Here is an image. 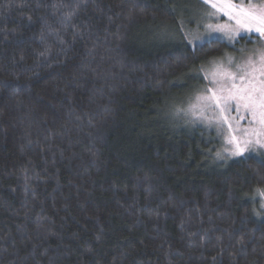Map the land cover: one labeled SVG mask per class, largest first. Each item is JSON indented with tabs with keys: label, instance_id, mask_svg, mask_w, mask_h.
<instances>
[{
	"label": "trees",
	"instance_id": "trees-1",
	"mask_svg": "<svg viewBox=\"0 0 264 264\" xmlns=\"http://www.w3.org/2000/svg\"><path fill=\"white\" fill-rule=\"evenodd\" d=\"M201 5L0 0V264H264V157L172 117Z\"/></svg>",
	"mask_w": 264,
	"mask_h": 264
},
{
	"label": "snow or ice",
	"instance_id": "snow-or-ice-1",
	"mask_svg": "<svg viewBox=\"0 0 264 264\" xmlns=\"http://www.w3.org/2000/svg\"><path fill=\"white\" fill-rule=\"evenodd\" d=\"M209 9L207 15L228 21L224 24H208V34L223 33L229 40L241 30L255 32L264 38V7L255 8L253 0L244 6L234 0H201ZM219 13L220 16L216 14ZM203 37L194 36L189 43L201 41ZM229 64L232 59L229 58ZM208 81L202 94H198L195 103L190 106L193 115L203 118L209 124L213 122L217 130L224 135V141L230 147L224 151L229 156L243 155L251 145L264 148V48L253 50L242 64L235 66V71L217 66L216 70L203 76ZM237 115L233 116L232 113ZM211 113V115H206ZM247 120L248 126H241L240 121ZM217 158L224 159L221 153ZM257 194L264 199V190L257 189ZM264 207V204H262Z\"/></svg>",
	"mask_w": 264,
	"mask_h": 264
},
{
	"label": "rangeland",
	"instance_id": "rangeland-1",
	"mask_svg": "<svg viewBox=\"0 0 264 264\" xmlns=\"http://www.w3.org/2000/svg\"><path fill=\"white\" fill-rule=\"evenodd\" d=\"M201 1V0H200ZM235 3L240 4L242 0H234ZM249 0H243L244 6H248ZM203 4V3H202ZM203 9H199L201 11L198 14V17L195 15L192 22V27H184V33L188 40V45L193 49L196 46H200L210 40H221L226 43L230 49L222 56L215 57L214 59L210 60L207 66L201 71L202 77L200 78V83L194 82L192 84V93L186 97L180 103L181 106L174 110L173 118L177 119L176 121L185 122L191 126V128H199L203 131L212 134L219 146L218 152L224 156V159L217 158L218 162H225L230 160H239V159H246L248 157H264V148L259 147L258 145H251L243 155L239 156H229L228 153L224 151L226 147H230L224 141V135H222L216 128L215 123L209 124L207 121L203 120V118H198V111L197 115H193V110L190 108L192 104H194L195 98L198 94H202L206 86H208V81L203 79L205 74H208L211 77V73L216 70V67L219 65L224 69L235 71V66L237 64H242L250 55H253V50L264 48V38L259 37L254 31L249 33L246 30H241L239 34L234 37L232 40H229L223 33H212L211 35L208 34L207 25L208 24H224L228 21L226 18L220 16L217 13V16H220L219 19L215 17L210 18L207 13L211 11V9L207 8L204 4L201 5ZM253 6L255 8L264 7V0H253ZM191 22L187 24H181L182 26L191 25ZM194 36H201L203 39L201 41H196L193 43H189L190 40H193ZM241 39H245L242 42ZM229 58L232 59V64H229ZM197 79V78H196ZM198 80V79H197ZM206 115H211V113H206ZM233 116L237 115L235 112L232 113ZM241 126H248L247 120L240 121Z\"/></svg>",
	"mask_w": 264,
	"mask_h": 264
}]
</instances>
